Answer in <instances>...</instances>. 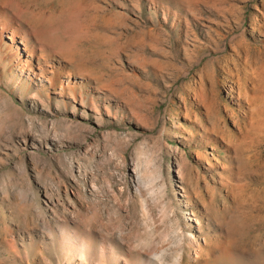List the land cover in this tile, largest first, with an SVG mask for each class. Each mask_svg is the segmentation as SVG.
I'll list each match as a JSON object with an SVG mask.
<instances>
[{
    "label": "rangeland",
    "instance_id": "rangeland-1",
    "mask_svg": "<svg viewBox=\"0 0 264 264\" xmlns=\"http://www.w3.org/2000/svg\"><path fill=\"white\" fill-rule=\"evenodd\" d=\"M0 264H264V0H0Z\"/></svg>",
    "mask_w": 264,
    "mask_h": 264
}]
</instances>
